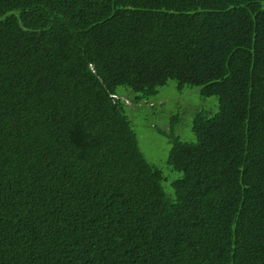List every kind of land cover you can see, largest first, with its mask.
<instances>
[{"label":"trees","instance_id":"obj_1","mask_svg":"<svg viewBox=\"0 0 264 264\" xmlns=\"http://www.w3.org/2000/svg\"><path fill=\"white\" fill-rule=\"evenodd\" d=\"M170 81L218 100L173 182L131 118ZM0 264H264V0H0Z\"/></svg>","mask_w":264,"mask_h":264},{"label":"rangeland","instance_id":"obj_2","mask_svg":"<svg viewBox=\"0 0 264 264\" xmlns=\"http://www.w3.org/2000/svg\"><path fill=\"white\" fill-rule=\"evenodd\" d=\"M127 99L128 100H126V103L128 105H132L131 100L129 98ZM213 104L218 105V100L216 97L203 98L200 95L199 88L187 87L183 91H179L177 89V84L174 81H170L168 86L160 89L159 95L157 97L146 101L143 104V108H140L135 112H133L132 108H129V113L133 112L131 117L132 121L134 122L133 128L138 135L139 147L141 151L149 162L163 171L164 177H167L171 174L176 176L171 180V182L179 179L182 174L174 172L167 165L171 145L167 139L158 132V129L161 128L162 131H169L170 118L176 113H181L182 117L184 118L183 124L179 126L177 132L182 135L181 137L183 140H191L193 139L191 126L194 115L197 112L203 110H207L211 113L213 110H215ZM217 110L218 107L216 111ZM186 119H188V121L190 120L191 135L188 139L183 134V131L184 133L187 132L183 128Z\"/></svg>","mask_w":264,"mask_h":264}]
</instances>
